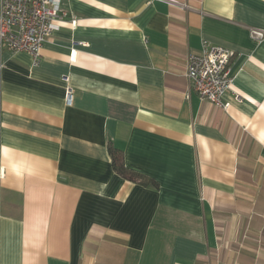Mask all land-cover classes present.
I'll list each match as a JSON object with an SVG mask.
<instances>
[{"label": "crops", "instance_id": "obj_1", "mask_svg": "<svg viewBox=\"0 0 264 264\" xmlns=\"http://www.w3.org/2000/svg\"><path fill=\"white\" fill-rule=\"evenodd\" d=\"M58 1L37 65L0 50V264H264V0ZM202 42L225 109L189 92Z\"/></svg>", "mask_w": 264, "mask_h": 264}, {"label": "built area", "instance_id": "obj_2", "mask_svg": "<svg viewBox=\"0 0 264 264\" xmlns=\"http://www.w3.org/2000/svg\"><path fill=\"white\" fill-rule=\"evenodd\" d=\"M67 16L58 0H0V50L11 54L27 53L37 65L42 44ZM76 22L72 17L71 25ZM254 35L263 37L257 32ZM233 57L230 50L202 42L200 54L187 57L185 78L189 92L195 93L201 101L225 109L227 104H223L222 96L232 88L229 66ZM65 99L71 103L70 90Z\"/></svg>", "mask_w": 264, "mask_h": 264}, {"label": "trees", "instance_id": "obj_3", "mask_svg": "<svg viewBox=\"0 0 264 264\" xmlns=\"http://www.w3.org/2000/svg\"><path fill=\"white\" fill-rule=\"evenodd\" d=\"M108 152L111 157V164L113 170L124 180L137 183L143 186H150L157 188L158 184L147 177L134 172L125 167L122 152L115 149L112 145L108 146Z\"/></svg>", "mask_w": 264, "mask_h": 264}]
</instances>
